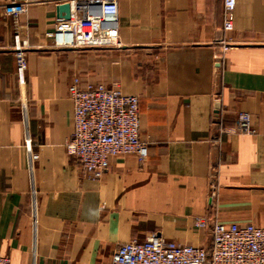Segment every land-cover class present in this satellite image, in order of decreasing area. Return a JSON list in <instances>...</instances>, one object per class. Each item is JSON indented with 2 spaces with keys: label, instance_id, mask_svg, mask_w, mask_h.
<instances>
[{
  "label": "crops",
  "instance_id": "0c3cea01",
  "mask_svg": "<svg viewBox=\"0 0 264 264\" xmlns=\"http://www.w3.org/2000/svg\"><path fill=\"white\" fill-rule=\"evenodd\" d=\"M65 1L0 0V256L108 264L153 233L208 246L199 216L264 227V0H236L226 51L223 0H116L115 44L61 48L45 33ZM75 77L139 97L142 163L82 175L65 152Z\"/></svg>",
  "mask_w": 264,
  "mask_h": 264
},
{
  "label": "built area",
  "instance_id": "2783aa9c",
  "mask_svg": "<svg viewBox=\"0 0 264 264\" xmlns=\"http://www.w3.org/2000/svg\"><path fill=\"white\" fill-rule=\"evenodd\" d=\"M65 2L70 6L69 17L59 19L45 33L57 47L116 43V0ZM235 5L236 0H223V35L218 39L223 51L234 46L225 34L233 29ZM68 93L73 103V131L65 142V152L76 160L83 176L99 178L108 170L110 158L117 155L134 153L139 162L145 160L148 148L139 138L137 95L102 83L82 86L77 77L68 85ZM236 127L243 133L253 132L248 113L238 114ZM194 226L209 233L208 246L175 242L153 233L145 240L120 243L108 264H264V227L217 222L207 216L196 217ZM0 264H11L9 257L0 256Z\"/></svg>",
  "mask_w": 264,
  "mask_h": 264
},
{
  "label": "water",
  "instance_id": "95a60500",
  "mask_svg": "<svg viewBox=\"0 0 264 264\" xmlns=\"http://www.w3.org/2000/svg\"><path fill=\"white\" fill-rule=\"evenodd\" d=\"M59 9L63 12V18L67 19L69 17V9H70L69 4L65 2L59 6Z\"/></svg>",
  "mask_w": 264,
  "mask_h": 264
}]
</instances>
